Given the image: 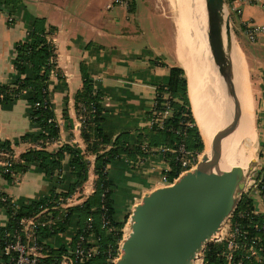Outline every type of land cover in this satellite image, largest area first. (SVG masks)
Here are the masks:
<instances>
[{
    "label": "crops",
    "instance_id": "1",
    "mask_svg": "<svg viewBox=\"0 0 264 264\" xmlns=\"http://www.w3.org/2000/svg\"><path fill=\"white\" fill-rule=\"evenodd\" d=\"M226 1L227 9L230 10L235 0ZM106 2L107 0H20L17 11L13 13L16 18L13 22H9L0 11V84L13 82L17 76L13 65L14 47L26 39L33 18H42L45 26L51 25L55 28L52 35L56 66L50 70L47 89L59 127V137L45 148L55 152L62 144H68L79 148L85 154L86 179L79 188L70 193L78 191L73 205L82 203L94 192L98 179L95 170L96 155L86 149L87 145L81 132L82 123L75 107L74 95L82 87L84 72L89 78L98 75L94 84L100 93V127L103 131L111 133V141L123 135L129 143L135 144L143 135L146 136L150 129L146 122L147 112L157 86L168 82L170 67L183 70L192 123L204 148L207 138L220 123L224 111L228 117L226 125L229 120L226 84L216 74L212 61L211 74L223 113L220 112L215 124H209L204 114L197 116L186 70V54L178 45V20L167 13L168 5L164 0H133L129 8L113 9H106ZM240 7L243 19L264 24V0ZM235 31L237 35L231 29L229 35L245 85L241 113L247 115L239 149L242 147L243 152L249 150L255 157V142L258 146V161L254 166L255 170L250 173L254 180L250 189L244 193L252 198L253 213L264 215V194L258 188V184L264 179V63L248 55L242 45L243 41L253 45L264 35L251 43L240 30ZM260 41L264 45V41ZM232 55L229 44V74L237 97ZM226 69L228 71L227 66ZM27 110L28 104L22 96L11 103L0 105V140L10 142L15 158H19L32 144L22 140L26 132L34 129L27 117ZM68 158L66 155L61 160V177L71 182L73 177L68 170ZM168 165V158L156 151L143 152L141 155L132 152L113 157L106 173V177L112 182L110 198L114 210L113 217L124 222L126 211L131 209L143 192L159 184L161 171L167 169ZM126 171L137 178L138 182L120 201L114 189L116 182L120 183ZM52 182L45 172L30 168L21 175L17 183H10V186H6L0 176V190L20 201L48 196L52 190L56 193L65 191L64 180L61 184L56 182L55 187ZM67 207L57 211L61 212ZM53 215L56 221L59 215ZM5 218L4 211L0 210V225L5 223ZM76 232L75 226H67L63 233H59L49 242L52 247L63 245L65 249L73 248ZM67 251L69 250L64 252ZM2 263L0 258V264ZM198 263L200 258L193 264ZM60 264L66 263L60 261Z\"/></svg>",
    "mask_w": 264,
    "mask_h": 264
},
{
    "label": "trees",
    "instance_id": "2",
    "mask_svg": "<svg viewBox=\"0 0 264 264\" xmlns=\"http://www.w3.org/2000/svg\"><path fill=\"white\" fill-rule=\"evenodd\" d=\"M20 0H0V5H3L9 14L17 11ZM44 19L33 18L26 35V39L18 42L14 47L13 65L17 76L13 82L8 84H0V105L11 103L16 98L22 96L28 104L27 117L34 128L32 131L26 132L22 136L23 141L31 142L38 147H29L25 152L19 155V158L10 159L9 169L12 173L23 174L30 168L37 171H43L49 177L56 170L62 169L61 160L68 155V170L72 173L73 180L67 181L63 176L53 180L55 183L61 184L64 180V189L60 193L55 190L50 191L48 196L38 199H26L20 202L18 209L13 210L8 200L0 202L8 212V218L5 224L0 225V237L4 233H12L18 228V221L21 217H29L36 215L42 208L52 211L53 214H58L54 225L39 226L37 238L42 242V250L46 254L45 257L39 258L36 264H59L60 255L65 251L63 245L52 247V238L59 233H63L67 226L73 225L76 227V235L81 231L85 232V225L88 217L92 218L91 230L100 235V251L93 258L81 264H113L110 259L116 257L118 241L122 237L120 229L123 227V221L116 220L113 206L111 204L110 192L112 191V182L102 173L103 166L109 163L113 157L120 154H143L140 144L146 141L149 145L157 146L160 144L170 145L175 141V134L169 131L150 128L142 136L138 142L131 144L124 138L123 135L114 138L112 141L111 133L105 132L100 127L101 108L99 103L100 93L97 89L93 94V82L86 72L83 74L82 87L78 90L75 97V107L78 116L81 114L83 107H89L93 104L96 108L94 116L90 113H83L82 121V136L86 142L89 151H93L96 155L95 170L98 173V179L94 192L86 198L82 203L69 206L65 210L58 212L53 206L57 204L59 197H65L72 191L79 188L86 179L87 162L84 159L85 154L77 147L68 144H62L55 152L46 150V145L55 141L59 137V127L55 119V115L50 103L49 106L35 107V103H41L48 96V83L50 70L54 67V63L50 62V57L53 55L54 47L47 41V36L53 33L55 28L51 25L45 26ZM57 70V69H56ZM166 85L171 92L172 97L176 99L171 102L172 115L169 118L171 124L183 125L186 121L192 122L189 103L186 95V80L183 77V70L179 67H170V76ZM162 85L157 86V93H160ZM49 98V96H48ZM160 102L161 97H158ZM160 104V103H159ZM186 145L188 149L202 150V143L199 138L197 129L192 125L186 127ZM106 146H109L106 148ZM6 150L9 153L13 152L10 142L0 140V150ZM100 150H102L100 152ZM168 158L169 165L163 173L166 174L171 181L179 171L178 163L169 155L164 154ZM1 176L6 184L10 186L11 175L8 172H2ZM261 193L264 194V179L258 184ZM54 189V188H53ZM0 194L5 195L9 199V195L4 191ZM104 198L105 206L107 207L108 217L112 230H107L101 227L100 223V202ZM252 198L243 193L239 203L233 213V220L240 223V228L246 230L250 235H258L260 243L264 247V228L262 229V221L264 215L253 213ZM240 212V216L237 213ZM256 224L257 228L253 226ZM261 228V229H260ZM75 240V239H74ZM222 244L210 243L204 253L203 261L207 264H219L220 258L218 252L221 250ZM0 258L2 264H12L8 256L0 249ZM242 264H260L258 262H247Z\"/></svg>",
    "mask_w": 264,
    "mask_h": 264
},
{
    "label": "water",
    "instance_id": "3",
    "mask_svg": "<svg viewBox=\"0 0 264 264\" xmlns=\"http://www.w3.org/2000/svg\"><path fill=\"white\" fill-rule=\"evenodd\" d=\"M204 1L208 49L216 74L226 84L229 103L226 133L231 140L242 121L240 102L222 52L224 0ZM225 24L230 28L228 14ZM218 153L219 149L203 153L194 167L170 184H158L139 196L127 217V231L118 244L114 264H193L203 257L222 222L236 207L256 165L254 158L246 170L234 166L216 174Z\"/></svg>",
    "mask_w": 264,
    "mask_h": 264
},
{
    "label": "built area",
    "instance_id": "4",
    "mask_svg": "<svg viewBox=\"0 0 264 264\" xmlns=\"http://www.w3.org/2000/svg\"><path fill=\"white\" fill-rule=\"evenodd\" d=\"M133 0H107L105 4L106 9H113L115 7H125L129 8ZM258 0H235V4L232 8L228 10L227 14L230 20L234 18L237 26H233L235 29L240 30L247 38L249 42H255L261 35H264V24L255 23L251 20H246L241 17V7L243 5H249L256 3ZM237 3V4H236ZM0 11H2L6 19L9 22L16 20L13 14H9L7 9L0 5ZM47 41L50 42L53 47V35L52 33L47 36ZM50 62H53L56 66V54L55 49L53 55L50 57ZM53 67V68H54ZM52 68V69H53ZM98 75H92L90 79L93 82V91L95 94L97 87L95 86V81ZM162 89L160 93H157V88L154 92V97L151 102V107L146 115V122L149 128H155L158 130H165L175 134V141L170 145L160 144L157 146L149 145L144 142L140 145L143 152H161L162 154H169L177 163L179 171L176 176L170 181L166 174L163 173L162 169L159 184H170L176 177L181 173L188 171L197 163L200 159L201 151L188 149L186 145V127L192 126L193 123L186 121L183 125H173L170 123L169 118L172 115L171 102L176 98L172 97L171 92L167 89L166 85L162 84ZM158 97H161L160 102H158ZM160 103V104H159ZM49 106L50 100L48 96L43 99L41 103L36 102L35 107ZM95 106L91 104L88 108L83 107L81 114L78 116L80 122L82 123L84 119L85 112L90 113L91 116L95 114ZM31 147H38L35 144H30ZM13 152L9 153L6 150H0V176L2 172H8L11 175V184H15L19 181L21 175L18 173H12L9 169L10 159H13ZM109 168V163L103 166L102 173L106 175ZM2 177V176H1ZM52 180H58L61 178V170H56L50 177ZM2 191V190H0ZM78 191L69 194L65 197H59L58 202L53 207L55 209H61L63 207L71 206L75 204V196ZM8 200L11 204L13 210H16L20 206V200L15 197L9 196V199L0 194V202ZM0 210L5 213V222L8 218V212L4 206L0 205ZM100 223L102 228H106L108 231L112 230V225H110V219L107 213V207L105 206L104 198L102 197L100 206ZM240 216V212L237 213ZM234 216V215H233ZM231 219V230L232 233L226 239H221L219 236L216 237L215 241L222 244L221 250L218 252L220 258L219 264H242L247 262H258L264 264V247L260 243V237L258 235H250L246 230L240 228V223L238 221ZM92 218L88 217L85 225V232L80 231L74 240L73 248L71 251L64 252L61 255V261L66 264H81L95 255L100 251V235L99 233L91 230ZM55 223V218L52 211L47 210V208H42L36 215L29 217H21L18 221V228L12 233H4L0 237V249L8 256L12 264H36L39 258L44 256L42 250V242L37 238V231L39 226H52ZM262 229L264 228V219L262 221ZM5 224V223H4ZM257 228L256 224L253 226ZM260 228V229H261ZM119 253V250L117 248ZM115 257L110 259L109 262L114 264ZM60 264V263H59ZM200 264H207L200 260Z\"/></svg>",
    "mask_w": 264,
    "mask_h": 264
},
{
    "label": "bare ground",
    "instance_id": "5",
    "mask_svg": "<svg viewBox=\"0 0 264 264\" xmlns=\"http://www.w3.org/2000/svg\"><path fill=\"white\" fill-rule=\"evenodd\" d=\"M186 7L182 10L183 13L180 16V20L178 19L177 37L179 40V49H182L186 54L185 64L187 66L186 70H188L187 74L190 81L193 107L198 117H200L201 114H204L209 124H215L219 119L222 107L216 92L217 87L211 74L212 70L210 68V63L212 60L206 41L207 35H205L206 12L204 14L202 10L203 6L201 5V0L191 1V4L189 5L190 10H188L189 13L186 11ZM225 20L226 13L223 12L221 22L223 58L229 72L230 66L228 49L230 44L233 52L232 63L234 83L236 91L238 92L237 98L240 101L242 109L244 104V95L243 92L241 93L239 74L238 70H236L238 67L235 56L236 52L229 35L230 28L226 27L227 25L225 24ZM240 93L242 94L241 96ZM246 117V113H241V127L238 129L234 137L231 140H228L226 133V122L228 117L224 111L217 128L214 130L212 135L210 134L211 136L207 138L205 151L203 152L204 154H207L211 149H219V156L214 168V173L218 174L222 171L229 170L234 166H239L243 170H246L250 160L255 158L253 157V153L251 151L246 150L243 152L242 147L239 149V142L243 139L242 132ZM219 233L216 234V237Z\"/></svg>",
    "mask_w": 264,
    "mask_h": 264
},
{
    "label": "rangeland",
    "instance_id": "6",
    "mask_svg": "<svg viewBox=\"0 0 264 264\" xmlns=\"http://www.w3.org/2000/svg\"><path fill=\"white\" fill-rule=\"evenodd\" d=\"M164 1H165V4L168 5V9L169 10L167 9V13H170V15L173 16L174 19H176V21H177L178 19L180 20V16L183 13L182 10H183L184 7L187 6L186 7V11L189 13V11H188V10H190L189 9V5L191 4V1L192 0H164ZM182 4H184V5H182ZM201 5L203 6L202 7V10H203V12L205 14L206 10H205V1L204 0H201ZM227 5H228L227 1L224 0L223 12L226 13V16H227V11H228ZM205 16H206V14H205ZM232 22H233L234 26H237V23L234 20V18L232 19V21L230 20V29H231V31L234 34H236V31H235V28H234ZM205 35H207V18H206V23H205ZM260 39H262V41H264V37H262ZM260 39L258 41L256 40L257 42L254 43L253 45L248 44L247 41H243L242 42V45H243V47L246 50V52H247L248 55H250L252 57H255L257 60H259V61H261V62L264 63V45L262 44V42L260 41ZM251 43H253V42H251ZM236 70H238L239 79H240V86L242 87V91H243V95H244V87H245V85L243 83V78H242L243 76H242L241 67H240L239 64H238V67L236 68ZM241 95L242 94H240V96ZM204 151H205V148L203 147V151L201 152L200 157H201V155H202V153ZM255 153H256L255 154V159H256V162H257L258 161V146H257L256 142H255ZM254 170H255V168H254ZM119 174H121V173L119 172ZM253 180H254V178H253L252 174H250V177L247 178L246 186L244 187V192H247L250 189L251 183H253L252 182ZM137 182H138V179L135 178V177H133V176H131V173L129 172V174H128V172L126 171V175L121 178L120 183H117L116 182L117 186L114 189L117 192V196L116 195L115 196L118 197V200L122 201V198L125 196V194H127L128 190L130 188H134V186H135V184ZM112 194H113V192H112ZM238 197H239V200H240V195ZM239 200H238L237 204L239 203ZM236 207H237V205H236ZM236 207L234 208V210L236 209ZM234 210L229 214V216L222 222V224L220 226V230L218 231V233L219 232L220 233L218 234V236L221 239H226L232 233V230H231V219L230 218L233 216ZM115 212H116L115 214L117 216V214H118L117 210ZM129 214H130V209L126 211V213H125V219H124V222H123V227L120 229V231L122 233V237H123V235L126 232V224H127L126 222H127V217L129 216ZM122 237H121V239H122ZM120 240L118 241V244H119ZM211 243H218V242H216L215 239H214V241L211 242ZM117 248H118V245H117ZM65 250L71 251L72 250V247L71 248H67ZM117 254H119L118 251H117ZM61 255H60V257H61ZM45 256H46V254L44 253V256L43 257H45ZM203 257H204V255H203ZM203 257H201V260L203 259ZM116 258H118V255L115 257V260H116ZM60 261H61V258H60ZM196 261H197V259H196ZM198 264H200V263H198Z\"/></svg>",
    "mask_w": 264,
    "mask_h": 264
}]
</instances>
